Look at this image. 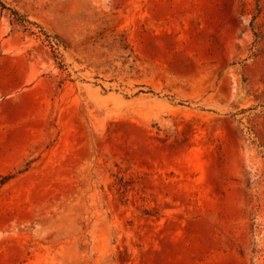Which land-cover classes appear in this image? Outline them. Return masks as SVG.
I'll return each mask as SVG.
<instances>
[{
    "label": "rangeland",
    "instance_id": "374dc122",
    "mask_svg": "<svg viewBox=\"0 0 264 264\" xmlns=\"http://www.w3.org/2000/svg\"><path fill=\"white\" fill-rule=\"evenodd\" d=\"M0 264H264V0H0Z\"/></svg>",
    "mask_w": 264,
    "mask_h": 264
},
{
    "label": "crops",
    "instance_id": "0c3cea01",
    "mask_svg": "<svg viewBox=\"0 0 264 264\" xmlns=\"http://www.w3.org/2000/svg\"><path fill=\"white\" fill-rule=\"evenodd\" d=\"M7 58H12L13 64L4 65L0 60V86L12 90L20 82L21 66L15 64V61L18 60L15 54L8 55Z\"/></svg>",
    "mask_w": 264,
    "mask_h": 264
}]
</instances>
